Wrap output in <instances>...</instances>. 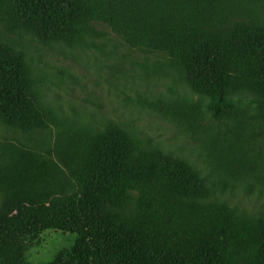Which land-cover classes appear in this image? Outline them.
Returning a JSON list of instances; mask_svg holds the SVG:
<instances>
[{
  "label": "trees",
  "instance_id": "trees-1",
  "mask_svg": "<svg viewBox=\"0 0 264 264\" xmlns=\"http://www.w3.org/2000/svg\"><path fill=\"white\" fill-rule=\"evenodd\" d=\"M97 22L132 49L163 55L154 73L198 96L142 104L204 137L221 178L213 191L264 184V158L251 144L264 133V0H0V31L45 44L87 45L103 36ZM0 122L58 129L45 152L1 147L0 264H264V211L213 198L196 165L115 121L97 128L59 118L26 53L2 37ZM50 232L74 239L33 260Z\"/></svg>",
  "mask_w": 264,
  "mask_h": 264
},
{
  "label": "rangeland",
  "instance_id": "rangeland-1",
  "mask_svg": "<svg viewBox=\"0 0 264 264\" xmlns=\"http://www.w3.org/2000/svg\"><path fill=\"white\" fill-rule=\"evenodd\" d=\"M95 26L103 36L92 37L89 44L77 47L45 44L25 32L9 34L3 29L0 37L10 39L26 53L42 102L53 108L59 118L97 128L115 121L173 156L196 165L213 198L249 213L264 211V184L247 179L231 182L232 186H223V191L216 185L213 191L212 182L216 184L221 178L213 171L205 144L198 136L204 137L143 106L144 98L198 97L174 76L154 73L152 66L163 55L132 49L105 23L97 22ZM242 97L246 101L256 98L251 94ZM57 133L54 126L27 133L0 122V151L13 142L45 152L54 146ZM251 144L255 153L264 158V133L255 135ZM73 239L69 233L50 232L44 237L43 248L33 250L31 258L38 261L56 247L70 245Z\"/></svg>",
  "mask_w": 264,
  "mask_h": 264
}]
</instances>
